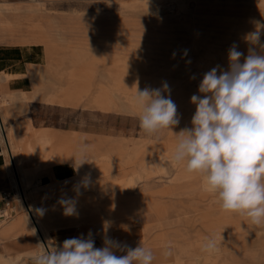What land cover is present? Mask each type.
<instances>
[{
  "label": "rangeland",
  "instance_id": "1",
  "mask_svg": "<svg viewBox=\"0 0 264 264\" xmlns=\"http://www.w3.org/2000/svg\"><path fill=\"white\" fill-rule=\"evenodd\" d=\"M257 21L264 24V0L0 3V40L38 53L39 62L29 65L30 75L35 71L43 85L53 86L56 101L78 104L55 103L38 112L39 125L82 130L89 162L79 170L82 180L93 185L82 191L83 201L95 196L105 207L114 193L128 189L120 199L119 216L102 211L85 220L71 216L72 223L55 231L54 246L95 230V246L102 247L111 228L119 226L121 233L113 231L115 239L123 235L132 248L141 242L153 251V264H195L197 259L203 264H264V224L253 225L245 217L222 211L204 190L199 174H189L183 164L171 160L175 133L191 127L195 106L190 98L198 94L204 73L216 66L227 69L228 50L234 44L247 55L245 37L257 30ZM60 32L65 38H54ZM165 82L180 123L172 130L145 134L137 118L136 90L161 88ZM78 138L76 133L75 143ZM13 153L17 159L14 145ZM97 157L98 169L87 168ZM70 163L75 165L74 160ZM79 172L66 184L62 192L68 196L62 199L79 194ZM24 189L35 205L37 187L24 184ZM206 237L217 241L212 252L202 250ZM163 242L175 256L158 251Z\"/></svg>",
  "mask_w": 264,
  "mask_h": 264
},
{
  "label": "clouds",
  "instance_id": "2",
  "mask_svg": "<svg viewBox=\"0 0 264 264\" xmlns=\"http://www.w3.org/2000/svg\"><path fill=\"white\" fill-rule=\"evenodd\" d=\"M247 34V55L237 45L229 48L228 67H213L204 73L190 102L195 106L191 127L181 129L172 163L184 165L189 174L202 178L204 190L215 198L224 212L245 217L253 225L264 224V24ZM258 48L260 49L258 51ZM139 127L148 135L172 130L180 123L177 105L165 82L161 88L136 90ZM79 166L89 162L84 144L73 157ZM90 181L85 180L83 187ZM59 203L64 214H76L71 199ZM42 214L43 209H36ZM215 237H206L202 250L212 252ZM122 253V254H117ZM172 255L171 246L163 251ZM154 253L140 242L135 248L105 237L96 247L91 233L87 237L67 238L51 249L42 247L33 264H153Z\"/></svg>",
  "mask_w": 264,
  "mask_h": 264
},
{
  "label": "crops",
  "instance_id": "3",
  "mask_svg": "<svg viewBox=\"0 0 264 264\" xmlns=\"http://www.w3.org/2000/svg\"><path fill=\"white\" fill-rule=\"evenodd\" d=\"M0 3L6 4V0H0ZM38 62V53L24 52L22 45L8 44L4 39L0 40V199L2 193L10 190L13 184L12 166L6 154L3 136H1V130L5 131L4 126H6L10 133L8 141L12 151L13 145L18 148L17 159L15 156L14 159L18 170L21 169L23 172L21 177L23 185L25 183L26 186L33 184L37 187L34 193L35 205H33L37 209H43L39 216L46 225V238L55 245V231L64 230L65 225L72 223L71 216L78 217V220L82 219V206H100L95 196L88 202L83 201L82 191L93 187L92 182L90 181L87 187H83L85 180H82L80 167L77 170L76 165L70 163L82 147V130H72L69 127H57L45 123L39 125L38 110L40 107L55 103H57L55 105L78 104L56 101L55 88L43 85L35 76V71H32L30 75L29 65H36ZM23 72L26 73L25 76ZM23 91L28 93H23ZM76 133L79 138L75 143ZM91 162L86 167L93 170L98 169L99 158H93ZM78 172L79 183L76 186V191L79 194L74 199L67 198L73 201L76 214L68 216L64 214V208L59 201L68 196L62 191L67 188L68 181ZM126 190H123L122 193H114L110 197L109 204L100 207V209L108 212L113 218L119 216L123 212L119 208L120 199L128 195ZM96 212L99 211L92 209V214ZM113 231L121 233L120 227L115 226L111 228V234H108L107 237L115 239ZM89 233L91 236L95 235L94 230ZM89 233L85 236H88ZM39 234L45 243V248L51 249L46 244L43 235ZM62 236L64 237L65 234L58 237ZM118 241L130 240L124 239L122 235ZM42 247L37 233L25 215H21L20 219L16 215L7 224L0 227V264H33L32 258L42 250Z\"/></svg>",
  "mask_w": 264,
  "mask_h": 264
},
{
  "label": "built area",
  "instance_id": "4",
  "mask_svg": "<svg viewBox=\"0 0 264 264\" xmlns=\"http://www.w3.org/2000/svg\"><path fill=\"white\" fill-rule=\"evenodd\" d=\"M8 158L12 166V186L10 190L3 192L0 203V227L12 220L21 212L28 214L35 221L33 209L26 195L20 172L15 163L14 154L9 141H5Z\"/></svg>",
  "mask_w": 264,
  "mask_h": 264
},
{
  "label": "bare ground",
  "instance_id": "5",
  "mask_svg": "<svg viewBox=\"0 0 264 264\" xmlns=\"http://www.w3.org/2000/svg\"><path fill=\"white\" fill-rule=\"evenodd\" d=\"M25 14V13H24ZM51 34V33H50ZM4 36V35H3ZM53 37V36H52ZM54 38H57V39H63V38H65L64 37V35H63V33H57L55 36H54ZM64 53V52H63ZM69 61V60H68ZM67 64H69V63H67ZM44 65V64H43ZM47 66V65H46ZM65 67V66H64ZM66 68V67H65ZM68 72V71H67ZM70 72V71H69ZM52 74V72H51V70H49V74ZM54 74V73H53ZM107 76V75H106ZM108 77V76H107ZM64 78V77H63ZM65 79V78H64ZM63 81V80H62ZM38 83V82H37ZM93 84V83H92ZM40 85V84H39ZM66 85V84H65ZM61 88H63V87H61ZM63 90V89H62ZM98 90V89H97ZM38 92V91H37ZM22 94V93H21ZM54 94V93H53ZM35 95V94H34ZM38 96V95H37ZM28 100V99H27ZM55 101V100H54ZM50 102V101H49ZM53 103V102H52ZM7 105V104H6ZM122 106V105H121ZM7 111V110H6ZM2 114V113H1ZM5 118H6V116H5ZM1 123V122H0ZM4 128H5V131L3 130H1V136H3V140H4V142L5 141H7V138H8V140H9V132H8V129H7V127L6 126H4ZM4 132V133H3ZM27 132V131H26ZM6 135H7V137H6ZM11 143V142H10ZM84 144H86V145H88V143H86L85 141H83L82 140V145H84ZM6 146V145H5ZM6 148V147H5ZM6 154L8 155V153H7V149H6ZM124 157V156H123ZM97 159V158H96ZM124 159V158H123ZM95 160V159H94ZM96 166V165H95ZM20 167V166H19ZM163 167H164V165H163ZM23 183V182H22ZM26 184V183H25ZM26 191V190H25ZM30 205H31V207H32V209H33V213H34V217H35V222H34V220H32V218L28 215V214H26V213H24V215L28 218V220H29V224L32 226V228L35 230V232L37 233V235H38V238H39V240H40V243L42 244V246L45 248V243H44V241L42 240V238H41V236H40V234L39 233H41L42 235H43V237H44V240H45V242H46V244H48L49 246H50V248H52L53 246H54V243H51L47 238H46V234H47V232H46V225H45V223H44V221L42 220V218L39 216V214L37 213V211H36V207L33 205V204H31V202H30ZM92 209H95V210H98L99 212L100 211H102L101 209H100V207H98V206H96V207H90V206H82V219H86V218H88L91 214H92ZM102 213H107V214H109L108 212H106V211H102ZM131 213V212H130ZM130 215V214H129ZM20 217H21V215H19V219H20ZM129 221V220H128ZM125 222V221H124ZM5 224H7V223H5ZM5 224H3V225H5ZM97 230V229H96ZM94 232H95V230H94ZM51 233V232H50ZM93 233V232H92ZM50 236V235H49ZM164 244H160V246L158 247V251L162 254L163 253V251L165 250V247L166 246H168L166 243L167 242H163ZM173 252L174 253H172V255H174L175 256V251L173 250ZM208 257V256H207ZM206 259V258H205ZM204 259V260H205ZM212 260V259H211ZM207 263V262H206ZM194 264V263H193ZM195 264H203V262H201L200 260L198 261V259H197V261H196V263Z\"/></svg>",
  "mask_w": 264,
  "mask_h": 264
}]
</instances>
